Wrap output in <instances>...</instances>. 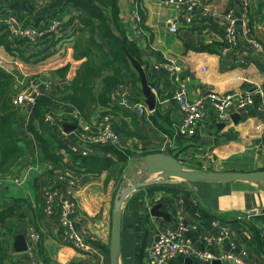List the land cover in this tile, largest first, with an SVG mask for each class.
Returning <instances> with one entry per match:
<instances>
[{"label": "crops", "instance_id": "1", "mask_svg": "<svg viewBox=\"0 0 264 264\" xmlns=\"http://www.w3.org/2000/svg\"><path fill=\"white\" fill-rule=\"evenodd\" d=\"M189 1H194L195 5L190 23L186 24L181 19V11L178 8L162 5L161 0H140L139 6L144 15L143 26L146 29L139 38H134L130 30L132 38L139 43L142 58L147 62L150 74L155 77L161 90L160 98L156 96L155 106V109H158L155 116L158 124L150 121L151 115L142 117L121 105L123 95H127L131 101L144 103L143 96L140 100L136 99L137 89L126 75L123 86L115 90L110 107L97 108L90 125L96 126L101 115H108L112 120V129L118 136L116 148L132 149L138 153L148 151L169 155L178 151L183 168L189 171L264 170V112L258 108L264 98V71L261 70L264 59L253 45V42H257L264 47V32L261 29L264 0H249L247 35L242 34L241 21L245 12L242 0ZM69 2L72 0H0V26H7L10 31L33 28L46 32L53 23L63 28L61 33L51 35L28 48L24 52V57L30 56L27 61L9 54L0 47V67L14 76L18 94L29 89V79L34 78L46 84L48 87L44 92L52 93L53 85L62 87L75 76L81 61L73 59L71 38L65 36L70 27L64 28V25L74 16L85 15L80 8ZM116 2L118 17L129 29L135 4L132 0ZM261 3L263 8L258 14ZM204 5H209L221 14L231 13L237 19L235 44L226 53L222 51L230 44L221 22L202 18ZM170 20L175 23V32L168 29L167 22ZM170 60H174L181 67V78L190 100L195 101L201 94L209 91L219 94L245 93L252 97L255 105L237 111L231 110L224 119L218 118L207 105L200 126L203 136L198 138V144L186 142L187 137L179 130L180 115L174 99L175 76L164 69H154L155 64ZM65 66L69 68L68 72L64 78H60L55 71ZM153 91L155 92L154 89ZM18 107L14 129L29 145L26 148L25 144L21 143L20 146L25 150L21 159L8 173L0 174V210L17 202L2 229L1 245L5 250L3 264H29L26 252H13L12 239L6 229L10 227L13 234L22 233L27 238L28 229L34 226V213L41 206L42 195L39 191L49 184L54 185L58 174L56 172L50 177L51 175L46 173L49 167L38 162L42 160L43 154L34 138L35 134L44 138L56 136L61 148L56 151V143L52 142L51 152L57 153L63 164L68 167L72 164V154H81L87 149L89 155L86 156H106L102 150L104 146H90L81 139V128L90 127L89 124L80 120L75 130L68 134L64 132L63 124H73L64 116L67 112L60 105L52 109L53 115H49L51 121H45L47 127L44 131L37 122L33 123L36 133L29 128L32 106ZM231 114H238L239 117L234 118ZM179 136L183 137L184 141H181ZM130 164L136 165L133 171L127 173L125 169L122 176H118L117 170L113 171L106 185L105 173L76 178L77 185L72 192L76 206V215L72 216L73 226L91 248L79 251L65 243L54 217L45 216L44 221L39 223L43 251L39 254L37 246V251L34 252L36 264H110L108 250L114 198L123 188L138 182L150 185L132 190L122 199L119 264H148L145 249L158 230L175 226L178 214L184 215L186 223L192 226L186 236L192 239L195 249L209 250L216 255L229 251L241 254L246 251L247 264H264V249L258 253L256 249L248 247L253 243V238L247 225L254 223L259 230L264 231V184L171 180L175 178L163 182L159 174L148 173L142 163L129 161L126 168ZM26 168L28 171L23 175ZM162 183L193 190L194 196L191 193L190 199L209 214L204 217L189 214L182 195L163 191L148 193V187ZM156 204L163 205L162 211L170 215L168 221L150 215V207ZM212 215L225 219L222 226L229 229L227 236L222 234L219 226L214 225ZM258 217L261 218L259 221ZM89 237H92L93 241H90ZM167 264L209 263L193 257L186 259L176 256Z\"/></svg>", "mask_w": 264, "mask_h": 264}, {"label": "trees", "instance_id": "2", "mask_svg": "<svg viewBox=\"0 0 264 264\" xmlns=\"http://www.w3.org/2000/svg\"><path fill=\"white\" fill-rule=\"evenodd\" d=\"M139 2L140 0H134L136 11L141 18L137 27L141 32H144L146 29L143 26L144 15L139 6ZM69 3L80 8L85 15V17L74 16L64 25V28L70 27V31L65 36L71 38L73 59L81 61V64L75 76L67 84L62 87L53 85L54 92H43L36 98L35 103L31 107L29 117V128L33 133H36L33 128L34 122L38 123L42 131L45 130V127H47L45 118L50 114L53 115L52 109L57 105H60L63 110L73 111L76 117L68 113L64 114V116L74 126H78L80 120L90 125L97 108L108 109L110 107L111 99L115 94L114 92L123 86L126 75H128L133 87L137 89L136 99H139L142 96L139 78L136 72L132 70L126 58L125 50L144 68L149 86L161 96V90H159L156 84L157 81L150 74L148 64L142 58L139 43L130 35V28L128 29L118 17L116 0H72ZM262 8L263 4L261 3L258 7V14L261 13ZM248 15L250 17V10ZM61 30L63 31V28ZM31 46L27 41L14 36L7 26H0V47L4 48L9 54L15 55L23 61H27L30 56L24 57V52ZM68 69L65 66L56 70L55 74L60 78H64ZM15 85L16 81L14 76L0 67V174L8 173L21 159L25 150L20 144L24 143L26 148L29 145L28 141L20 138V135L14 129V118L19 110V107L15 103L18 95ZM157 113L158 109L156 108L150 117V121L156 125L158 124L155 118ZM95 127L90 125L89 130L95 131ZM80 132L84 133L85 131L81 128ZM34 138L38 142L39 149H41L43 154L42 160H38V162L49 167L46 173L49 176L51 175L50 177L55 175L56 172L58 174L71 172L76 178L105 173V185L110 180L113 171L117 170L118 176H122L129 161L138 163L140 159L150 154L148 151L138 153L132 149L116 148L107 145L102 146V150L106 156L72 154V164L68 167L63 164L62 159L57 153L51 152L52 142L56 143V151L61 148L58 145L59 139L56 136L44 138L36 133ZM178 138L184 141L183 137L179 136ZM198 138L200 137L196 135L185 139V141L191 144H198ZM169 153L171 154V152ZM178 155L179 152L176 151L173 156L178 158ZM120 180L118 181L120 182ZM43 188L39 191L42 195L41 206L33 216V228L38 232L40 230L39 223L43 222L45 217ZM52 188H58V185L54 184ZM147 191L150 194L163 191L165 193L182 195L189 214L194 216L199 214L201 217L209 214V212L203 210L198 204L192 202L190 194L192 193V196H194L193 190H185L181 189L178 185L162 183L148 187ZM16 206L17 202H14L12 205L0 210V264L4 263L3 256L5 255V250L1 245L2 229L6 219L11 217ZM212 217L214 220L220 221L221 224L225 223L223 217L215 215H212ZM257 219L259 221L261 218L258 217ZM247 225L253 238V243L248 245V247L256 249L260 253L262 251L261 249H264L263 233L254 223ZM6 231L12 238L14 234L11 228L9 227ZM42 251L43 246L41 241L38 244V253L41 254Z\"/></svg>", "mask_w": 264, "mask_h": 264}, {"label": "built area", "instance_id": "3", "mask_svg": "<svg viewBox=\"0 0 264 264\" xmlns=\"http://www.w3.org/2000/svg\"><path fill=\"white\" fill-rule=\"evenodd\" d=\"M134 3V0H132ZM161 4L168 6L172 5L181 11V19L186 23H190V17L195 5L194 1L189 0H161ZM249 0H242L244 7V19L241 21L242 34L247 35L249 29L247 26L248 7ZM202 18L217 20L221 22L222 28L226 34V38L230 45L223 50V53L231 50L235 44L236 37V21L237 19L232 16L231 13L221 14L209 5H204L202 9ZM141 18L136 11V7L131 12V26L130 30L134 34V38H139L143 33L137 27ZM170 32L176 31L174 21L167 22ZM61 26L57 23H53L49 30L40 31L33 28H26L24 30H12V34L19 39L27 41L29 45L35 46L40 41L49 38L51 34L61 33ZM264 32V11H263V23L261 26ZM253 45L258 49L260 56L264 59V47L257 42H253ZM154 69H164L175 76L176 91L174 99L177 105V109L180 115V133L187 138L198 135L203 136V132L200 130L201 121L204 116V109L209 105L216 116L220 119H224L231 110H239L243 108H251L255 104L251 96L245 93H225L219 94L214 91H209L201 94L195 101L190 100L187 97L186 85L181 78V67L174 60H170L164 63H157L154 65ZM29 87L17 95L15 103L17 106H32L35 103L36 98L46 91L47 85L40 83L37 79H29L27 82ZM113 99V97H112ZM120 103L122 106L129 110L135 111L139 116L147 117L152 114L148 110L143 102H132L127 95L121 97ZM258 108L264 112V98L258 104ZM45 121H51L50 116H46ZM84 133L80 134L84 143L90 146H117L118 136L112 129V120L108 115H103L99 123L95 127V131H90L89 127H83ZM83 156L89 155V149L81 152ZM54 184L58 185V188H52L47 186L43 188V206L45 216L54 217L56 223L61 230V238L63 241L74 249L79 251H85L91 248L86 240L74 230L72 216L75 213V203L72 199L73 189L76 187V177L71 172L65 174H57ZM215 226H219L222 229V234L227 236L229 229L222 226L220 221H213ZM192 226L186 223L184 215L178 214L176 217L175 226L158 230L154 239L149 246L145 249L146 258L148 264H167L172 258L180 256L183 258H197L201 261L208 262L209 264L213 260H219L221 264H247L246 257L247 252L242 251L241 254H235L231 251L227 253H221L216 255L209 250H197L193 245V241L190 237L186 236V233ZM263 236L264 231L262 230ZM28 249L26 254L28 256L29 264H36L35 254L37 251L38 243L41 240V236L38 231L33 227L28 229L27 233ZM90 241L92 237H89ZM207 240V239H206Z\"/></svg>", "mask_w": 264, "mask_h": 264}, {"label": "water", "instance_id": "4", "mask_svg": "<svg viewBox=\"0 0 264 264\" xmlns=\"http://www.w3.org/2000/svg\"><path fill=\"white\" fill-rule=\"evenodd\" d=\"M124 48V47H123ZM126 58L131 68L136 72L139 82L140 89L144 99V104L149 111L153 112L156 106V96L160 98L157 92H154L149 86L145 70L140 63L134 59L126 50ZM261 70L264 71V64L261 65ZM173 79V77H171ZM68 114H72V110H66ZM234 118H238V114H231ZM65 133H70L76 129V126L63 124ZM139 163L144 165L146 171L150 174H159L163 182L169 180V178H180L187 182H198V181H218V182H257L264 184V170L253 171V172H216V171H186L183 168L182 162L173 155L165 153H150L139 160ZM134 164H130L127 168V173L130 171ZM28 171V168L23 170V175ZM150 183L138 182L133 186H126L114 198L113 201V213H112V230L110 245L108 250V257L110 264H119V255L121 250V202L123 197L132 190H137L142 187H146ZM48 186H52L49 184ZM162 204L152 205L149 209V213L154 218H163L168 221L170 215L162 211ZM8 225L9 222L7 221ZM12 250L14 253L20 254L26 252L28 249L27 238L24 234H14L12 236ZM188 259V258H186ZM188 262H190L188 260ZM210 264H221L219 260H213Z\"/></svg>", "mask_w": 264, "mask_h": 264}, {"label": "rangeland", "instance_id": "5", "mask_svg": "<svg viewBox=\"0 0 264 264\" xmlns=\"http://www.w3.org/2000/svg\"><path fill=\"white\" fill-rule=\"evenodd\" d=\"M136 164H138V163H136ZM136 167V165L134 166V167H132L131 169H130V171H133L132 169H134ZM127 169V168H126ZM184 170H186V171H189V170H187L186 168H184ZM129 171V172H130ZM116 178H117V176H116ZM116 178H114L115 180H116ZM171 180H174L175 182H183L184 180H182V179H180V178H175V179H171Z\"/></svg>", "mask_w": 264, "mask_h": 264}]
</instances>
